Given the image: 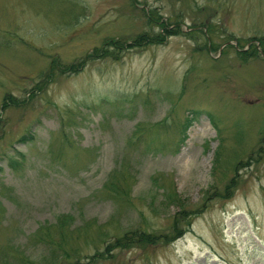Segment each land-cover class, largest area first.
I'll return each instance as SVG.
<instances>
[{
    "label": "rangeland",
    "instance_id": "rangeland-1",
    "mask_svg": "<svg viewBox=\"0 0 264 264\" xmlns=\"http://www.w3.org/2000/svg\"><path fill=\"white\" fill-rule=\"evenodd\" d=\"M0 264H264V0H0Z\"/></svg>",
    "mask_w": 264,
    "mask_h": 264
},
{
    "label": "trees",
    "instance_id": "trees-1",
    "mask_svg": "<svg viewBox=\"0 0 264 264\" xmlns=\"http://www.w3.org/2000/svg\"><path fill=\"white\" fill-rule=\"evenodd\" d=\"M161 29H162V33H158L154 36H150L147 33H141L140 35H136L135 37H133L131 40L132 42L129 44V46L131 47H136V46H142L145 44H149V43H162L166 37L168 35L174 34L176 32L168 30L167 26H165V24L161 23ZM104 43L109 44L110 46H118L117 48H121L120 46V42H115L112 41L110 39L105 40ZM140 129V128H139ZM116 187V185H115ZM179 214V213H178ZM179 217L183 218L182 215H180ZM62 224L59 225L60 228L58 229H64L65 228V221L61 222ZM174 233H176L175 235L171 234H155L154 232L151 231H146L145 229H136V230H130L127 231L125 233H123V235L120 237L117 236L116 238V242L115 245L120 247V248H128V247H132L137 245L139 242H155L157 240H161L163 239L164 242H170L171 240H173L174 238H176L177 236H179L182 231L178 232L177 226L176 228H174ZM112 247L111 245H109L105 251L108 252L109 250H111Z\"/></svg>",
    "mask_w": 264,
    "mask_h": 264
}]
</instances>
